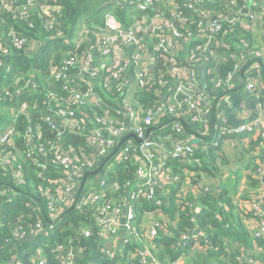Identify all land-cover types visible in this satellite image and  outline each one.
Listing matches in <instances>:
<instances>
[{"label": "built area", "instance_id": "2783aa9c", "mask_svg": "<svg viewBox=\"0 0 264 264\" xmlns=\"http://www.w3.org/2000/svg\"><path fill=\"white\" fill-rule=\"evenodd\" d=\"M120 1L139 11L140 14L133 19L135 23L125 26L115 15L107 13L105 23L85 30L76 41L75 48L62 61L54 63L51 60L49 63L53 84H62L67 94L62 96L58 91H52L45 95L43 102L46 106L39 119L48 123L54 132L63 134L69 131L86 138L92 152L87 153L78 146H67L64 141L58 142L63 138L61 135H57V142L50 139L42 141L51 145L50 151L55 159L36 161L40 176L45 178L47 169L54 165L62 173L60 177L49 179L58 183L55 197L51 196L53 193L50 190H43L45 198L36 196L27 201L25 206L38 216L37 220L25 219L33 216L30 212L19 217L22 220L15 233L16 240L20 243L30 241L33 245L28 264H47L45 253L53 241L51 232L57 229L62 217L70 211L85 215L73 228L75 234L50 250L56 255L61 254V264H82L81 257L90 248L86 241L92 238H97L99 250L109 260H114L119 254L127 257L129 262L163 264L157 256V240L171 235L170 227L175 224L167 215L166 208L176 199L182 204V209L187 207L191 210L194 223L199 220L197 212L201 205L194 199L188 200L200 194V188L193 182L199 175L204 177L203 160L192 140L208 136L211 130L219 139L246 137L253 133L264 136V115L238 125H230L225 115H217L214 124L216 104L210 94L216 95L217 99L225 97L224 93L230 89L239 71H249L245 79L246 89L259 98L264 109L263 94L259 88L261 81L255 73L260 67L264 68L260 60L264 59V47L255 50L245 39L241 38L238 44L234 41L240 36L238 31L254 30L257 21L264 19V0H251L250 4L249 0ZM35 4L36 0H28L23 9L27 11ZM260 37H264L263 29ZM182 42L186 45V58L179 54ZM28 43L30 46H26ZM41 47V41L30 42L11 33V42L3 44L0 39V57H8L15 48H24L26 55H35ZM80 47L85 49L80 52ZM152 56L162 60L171 79L162 82L157 88V101L147 107L135 97L140 91L147 90L154 79L152 71L156 62ZM227 61L233 62V68L221 75L219 67ZM5 68L6 65L0 62V74L5 72ZM11 73L8 69L3 79ZM23 77L25 79L24 75L8 78L13 81L4 87V91H11V97L0 93V101L10 103L14 100L10 109L15 113L1 134L0 141L9 144L20 133L18 117L24 113L29 119L25 130L27 136L24 138L27 144L34 146V139L41 136L37 134L43 128L41 124H32L28 110L31 108L29 100L34 102L32 108L36 111L40 107V82L35 73H29L26 81ZM97 81L101 82L103 88L119 94L120 99L123 97L114 109L117 113H109V99L99 94ZM22 95L28 100L17 104L16 98ZM90 106L100 110L86 111ZM82 108L85 110L80 111ZM166 117L171 120V131L158 135ZM84 118H90L93 125L89 132H86L88 123ZM185 122L193 125L194 130L196 126L201 128L192 132ZM152 127L160 128L157 132H151ZM130 133H134L137 139L130 137L125 140L105 163ZM175 134L179 136L178 139H174ZM169 139L173 140L172 144L166 142ZM1 151H4V156ZM40 151H44V147ZM33 152L28 151V155H33ZM41 153L48 155V151ZM0 158H3L1 162L7 163L8 155L4 148L0 149ZM174 163L185 167L182 175L174 172ZM130 164L136 166L134 178L121 183L119 179L111 177L110 168L117 165L128 167ZM100 166L101 170L90 174ZM256 173L263 181L264 164L257 167ZM20 175L17 172L19 178L16 183L25 184ZM187 187H190L192 196H189ZM158 188L162 191L176 188V193L159 194ZM207 190L208 186L203 187V191ZM0 194L11 196L9 189L1 190ZM142 197L156 205L148 221L145 217L149 213L142 221L137 216V201ZM8 201H12V197ZM235 203L250 218L247 227L255 245L254 249L243 254L239 264H264L255 256L262 250L258 240L264 238V200L259 195L250 198L238 196ZM59 227L60 232L69 231L66 225L60 224ZM204 235L199 226L191 228L175 247L180 255L169 264H182L183 257L195 251L207 253L209 238ZM108 243H111V248L107 247ZM84 264H97V260L94 257Z\"/></svg>", "mask_w": 264, "mask_h": 264}, {"label": "trees", "instance_id": "16d2710c", "mask_svg": "<svg viewBox=\"0 0 264 264\" xmlns=\"http://www.w3.org/2000/svg\"><path fill=\"white\" fill-rule=\"evenodd\" d=\"M27 1L28 0H0V39H2L3 44H6L8 41L11 42V33H16L19 37L26 38L30 42H35L36 40L41 41V50L35 55H26L23 51L24 48H15V50L11 52L9 57H16L13 58V65H11V67L15 69L12 76L15 77L20 74L26 75L29 73H42L46 76L45 78L50 80L51 84H53L52 78L54 77L51 76V70L49 69L50 61L53 60L54 63L62 61L65 56L68 55L69 51L75 48L76 41L85 30H92L96 26L103 25L104 16L107 12L113 11L114 15L125 26L130 25V21L134 19L133 16L135 14L137 16L140 14L139 11L132 10L129 5L122 3L120 0H36L35 6L26 11L23 7L27 4ZM224 3H226V1H224ZM262 29L264 30V19L257 21V25L254 30L238 31L237 34L240 36L235 38L234 41L238 44V42H240L239 40L242 38L245 39L251 46L253 45V41L251 40L252 36L255 32H258L260 37ZM260 38L264 40V37ZM26 46H30V43ZM262 47H264V44L259 49ZM60 48H63L64 50L60 51ZM84 49L85 48L80 47L78 51L81 52ZM0 55L2 54L0 53ZM152 57L155 59L154 56ZM36 60L38 63L33 64L32 62ZM260 60L264 64V59L261 58ZM155 62L156 65L152 71L154 73V79L152 80L150 86H147V90L140 91L135 97L142 105L147 107L153 106L157 101V88L161 86L162 82H168L171 79L169 73L166 72L167 68L163 64L162 60L155 59ZM232 68V61L224 62L219 67V73L224 75ZM42 74L37 75L36 78H38V76H43ZM12 81L13 80L8 78L0 80V93L4 96L11 97V91H4V87L9 86ZM38 81L40 82V80ZM44 83L48 84L46 82ZM98 86L99 94L103 98L109 99L108 105L111 110L109 113L111 115L114 112L117 113V110L114 111V109L117 108L118 104L114 102V99L120 97V95L103 88L101 82L99 81H97L96 89H98ZM39 91L42 93L39 101V110H42L45 108L44 106H46L43 102L46 94L41 89H39ZM57 93L61 95L60 91ZM210 94L215 99V104H217L216 100L218 97L211 92ZM224 96H226V92L224 93ZM122 100L123 97L121 96L120 101ZM262 101L264 102V93L262 95ZM11 104H14V100H11L10 103L0 101V110L4 112L0 113L1 117H15V113H13V110L10 109ZM39 110L36 111V109L31 108V111H33L31 112L32 124H41V127L43 128L40 131V134H37V136L41 135L42 137L40 136L34 139L36 141L34 146L27 144V139L24 138L27 136L25 130L29 124V119L26 115L22 117L20 115L18 117L19 120L17 125L20 129V133H17L13 141L9 144L0 141V149L4 148L6 155H8L7 163L0 161V191L3 189H9L11 195L2 196L0 194V213L2 214L0 217V264L5 263L6 261L8 264H13L14 259H16L15 264H28L30 260L29 256L31 255L30 248H32L33 245L30 241L20 243V241L16 240L15 233L17 231V227L21 225L22 220L19 217L21 215H27V213L30 212V210L25 206L29 199L31 200L36 196L41 199L45 198V190H50L52 193L56 194L58 183H53V181H50L49 179L60 177L62 170L58 169L59 167L54 165L55 167L51 166L47 169L45 178L40 176V171L36 165V161L43 162L46 159H55L54 153L50 151L51 145L42 141L50 139L51 141L57 142V135H61L63 138L59 139L58 142L64 141L67 146H78L80 149L83 148V150L87 153L92 152V147H89V143L86 138L73 135L69 131H65L63 134L59 131H52L48 123L46 124L41 120V118L39 119ZM84 110L85 108H82L80 111ZM89 110L90 108H87L86 111L89 112ZM167 117L162 122V128L152 127L150 129L151 132H157L160 128L161 131L157 133L158 135L169 133L171 131L169 122H171V120ZM83 120L88 123L86 132L92 130L93 125L90 118H84ZM214 122L216 123L215 118ZM185 124L192 132H196L193 125H189L188 122H185ZM41 147H44V151H40ZM31 148L35 149V152L31 153L33 155H28V151L30 152ZM45 151H48V155L41 153ZM196 151L203 160L202 171L204 172V177L199 175L193 182V184L200 188V194L197 197L188 198V200L194 199L199 204L203 205L200 214L197 215L199 219L197 220L198 223H194L191 219V210L187 207L182 209V204L175 199L171 206L166 208L167 215L171 221H175V224L170 227L171 235L157 240V256L163 264H169V262L171 263L172 261H175L180 255V251L176 250L175 247L182 240V236L188 233L191 228L199 226L204 232V236H207L208 233H210V235L215 237L216 242H218V238L220 237L222 240L228 238L231 241H240L246 245L247 248L239 252L237 249H229L228 246L224 248L222 244L218 243L220 244L221 249L218 248L219 252L214 253L215 258L222 256L220 262L225 263L220 264H239L243 260V254H247L248 250L251 251L254 249L255 245L253 243V239L250 236H246L244 239L242 238L243 233L245 231L247 232L246 227L242 228L241 225H239L237 231L236 229L234 230V226L227 228L225 227L226 220L219 221V219L222 220V218L219 217L218 219L215 216L217 208L216 198H212L211 196L207 197L205 194L206 191H203V187L208 186V159H205L204 156L198 153V148H196ZM1 152V155L4 156V151ZM135 168L136 166L134 164H130L128 167L117 165L110 168V175L113 178L119 179L121 183H125L123 182L124 180L134 178ZM183 169H185V167L177 166V164L174 163L173 170L175 173L182 175L184 171ZM17 172L21 174L20 177H23L25 184L19 185L16 183L19 178L17 176ZM172 189L176 190V188ZM209 190L210 189L208 187L207 191ZM11 197L12 201L9 202L8 199ZM155 209L156 205L149 199L142 197L137 201L136 211L137 216L141 221L147 213H151ZM31 214H33L32 217H26L25 219L30 221L37 220L38 216L35 213ZM84 215L85 213L81 215L77 212L70 211L66 214V216L62 217L60 222L57 224V229H54L50 235L53 237V241L50 243V247L46 248L45 254L47 255V264L62 263V259L60 258L61 254L56 255L55 253L50 252V250L57 243L65 242L69 236L75 234L73 228H76L79 225L78 223L82 220ZM60 224L68 226L69 231L60 232ZM212 225L216 229L215 233L211 229ZM7 238L10 239L11 242H9V240L7 242ZM86 242V244L90 245V248L87 253L85 252L84 256L81 257L80 262L82 264L94 257L97 260V264H127V257H122L119 254L114 260H109L107 255L99 250V241L97 238L89 239ZM258 245L262 248V250L255 256L256 258L264 261V238L258 240ZM130 262L128 264H140L135 260H131Z\"/></svg>", "mask_w": 264, "mask_h": 264}, {"label": "crops", "instance_id": "0c3cea01", "mask_svg": "<svg viewBox=\"0 0 264 264\" xmlns=\"http://www.w3.org/2000/svg\"><path fill=\"white\" fill-rule=\"evenodd\" d=\"M251 40L253 41V45H251L253 49H259L264 44V40L259 37L258 32L254 33ZM179 54L183 55L185 58L188 56L185 42L181 43ZM239 72L240 73L233 79L232 86L226 92V96L216 100L217 104L214 109L216 116L225 115L230 125L250 122L264 115V109L259 103V98L246 89L245 79L249 71L245 73L244 70H241ZM202 73L203 71L201 74ZM255 73L261 81L259 82V88L263 94L264 68L260 67ZM245 110L246 113H243ZM217 118L218 116L215 119L217 120ZM200 128L201 127L196 126L195 130ZM178 138L179 136L175 134L174 139ZM216 141H218V143H216ZM166 142L172 144L173 140L169 139L166 140ZM193 144L195 148H198V153L204 156L205 159H208L207 182L210 190L206 191L205 194L207 197L211 196L212 198H216L217 208L215 216L218 219L219 217L222 218V220L219 219V221L226 220L225 227L227 228L234 226V230L236 229L237 231L239 225H241L242 228L246 227L247 232L245 231L243 233L242 238L244 239L246 236L252 238V233H250L251 231L247 227L250 218L239 209L235 200L238 196L250 198L258 195L264 200V180H260L256 173L257 167L264 164V136L253 133L252 135L248 134L246 137L232 136L219 139L218 135L211 130L208 136L201 139L200 142ZM247 161L254 162L255 166L253 169L246 166ZM157 191L159 194L165 192L168 195H171L172 192L173 194L176 193V190L170 188L164 189V191L158 188ZM187 191L189 196H192L190 187H187ZM201 208H203V205H201ZM200 212L201 209L197 212V215H199ZM150 218H152V216L149 213V215H147V221ZM211 229L215 233L216 229L213 225ZM207 237L209 238L208 252L195 251L186 255V257H183L182 264H194V261L196 264L225 263L220 262L222 256L218 258L214 256V253L219 252L218 248L221 249L220 244H222L224 248L228 246L229 249H237L239 252L247 248V246L240 241H231L228 238L222 240L219 237L218 242H216L215 237L210 235V233H208Z\"/></svg>", "mask_w": 264, "mask_h": 264}, {"label": "rangeland", "instance_id": "374dc122", "mask_svg": "<svg viewBox=\"0 0 264 264\" xmlns=\"http://www.w3.org/2000/svg\"><path fill=\"white\" fill-rule=\"evenodd\" d=\"M250 1L251 0H249V4H250ZM105 23V19H104V21H103V24ZM133 23H135V20H131L130 21V25L131 24H133ZM79 34V33H78ZM64 46V45H63ZM62 46V47H63ZM64 49H65V47H64ZM63 48H60L59 50L61 51V50H64ZM69 51V50H68ZM67 51V52H68ZM71 51V50H70ZM67 52H66V54H67ZM20 53V52H19ZM54 55V54H53ZM64 55H65V53H64ZM13 58H16V57H3V56H1L0 57V59H1V63L2 64H5L6 65V68H5V72H7V70L9 69L11 72H14L15 71V69L14 68H12L11 67V65H13V61H14V59ZM33 64H36V63H38L37 62V60L36 61H33L32 62ZM8 66V67H7ZM4 71L0 74V80H2L3 79V75H4V73H5ZM42 73H38V74H36V75H41ZM46 74V73H45ZM43 75V74H42ZM20 76H23V74H20ZM24 76H25V79H24V77H23V80L24 81H26V77L27 76H29V74H24ZM46 76L45 75H43V76H41V77H39L38 76V78H37V80H40V89L43 91V92H45V94L46 95H48L50 92H52V91H54L55 93L57 92V91H60V93H61V95L62 96H65L67 93L65 92V90H64V88H63V85L62 84H59V83H57V84H51L50 83V80L48 79V78H45ZM44 82H46V83H48V84H45ZM50 83V84H49ZM39 95L41 96L42 95V93L40 92L39 93ZM17 99V104H21L22 102H24L26 99H27V97L25 96V95H22V97L21 98H16ZM28 100V99H27ZM30 101V107L34 104V102H32L31 100H29ZM119 101H120V97H117L116 99H114V102L115 103H119ZM83 102H85V100L83 101ZM82 102V103H83ZM91 108V111L92 110H100V109H98V108H96V107H94V106H90ZM32 108V107H31ZM31 108L28 110V111H26V112H28V115H30L31 114V112H33V111H31ZM37 110H39V108H37ZM43 110H39V113H41ZM25 112V113H26ZM0 113H4L3 111H1L0 110ZM22 116H24V113L23 114H21V117ZM27 117V116H26ZM11 121H12V118H10V116H4V117H1L0 116V135L2 134V132H3V130L5 129V128H7L8 126H9V124L11 123ZM202 138L201 137H196V138H194L193 140H192V143H198V142H200V140H201ZM31 151H34L35 152V149H31ZM247 164H246V166L248 167V168H250V169H253L254 168V162L252 163L251 161H247L246 162ZM51 196L52 197H55L56 196V194L55 193H53V194H51ZM145 220H147V217H145ZM251 233V232H250ZM126 263L128 264L129 263V261H128V259H127V261H126ZM3 264H8V262L6 261L5 263H3ZM120 264V263H119ZM194 264H196V262L194 261Z\"/></svg>", "mask_w": 264, "mask_h": 264}, {"label": "water", "instance_id": "95a60500", "mask_svg": "<svg viewBox=\"0 0 264 264\" xmlns=\"http://www.w3.org/2000/svg\"><path fill=\"white\" fill-rule=\"evenodd\" d=\"M130 137H133V138L137 139V137H136V135H135L134 133H130L129 135H127V136L122 140V142H121V143L115 148V150L113 151V153H112L109 157H107V159L105 160V163L108 162V160H110V159L114 156V154L118 151V149H119V147L122 145V143H123L125 140H127L128 138H130ZM101 168H102V166H100L96 171H93V172H91L90 174H94V173L98 172L99 170H101ZM86 178H87V175L84 177L83 183H84V181H85ZM83 183H82V185H81V187H80V191H81V189H82V187H83ZM72 208H73V207H72ZM107 247H108V248H111V243H108V244H107Z\"/></svg>", "mask_w": 264, "mask_h": 264}, {"label": "clouds", "instance_id": "9594fccd", "mask_svg": "<svg viewBox=\"0 0 264 264\" xmlns=\"http://www.w3.org/2000/svg\"><path fill=\"white\" fill-rule=\"evenodd\" d=\"M129 7H130V6H129ZM130 8H132V7H130ZM132 10H136V9H135V8H132ZM136 11H138V10H136ZM107 13H112V14L114 15V12H113V11H109V12H107ZM107 13H106V14H107ZM106 14H105V15H106ZM136 16H137V15L135 14V15L133 16V18H135ZM104 18H105V16H104ZM12 73H13V72H12ZM12 73L8 76V78H11V77H12ZM4 130H5V129H4ZM4 130H3V132H4ZM3 132H2V133H3Z\"/></svg>", "mask_w": 264, "mask_h": 264}]
</instances>
